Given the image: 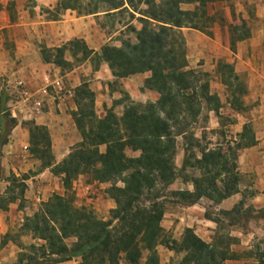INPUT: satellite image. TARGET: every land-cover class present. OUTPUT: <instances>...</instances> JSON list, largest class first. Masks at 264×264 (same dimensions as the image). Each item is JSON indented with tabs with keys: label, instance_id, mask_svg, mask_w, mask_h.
I'll return each mask as SVG.
<instances>
[{
	"label": "trees",
	"instance_id": "trees-1",
	"mask_svg": "<svg viewBox=\"0 0 264 264\" xmlns=\"http://www.w3.org/2000/svg\"><path fill=\"white\" fill-rule=\"evenodd\" d=\"M210 0H62L60 9L76 10L81 15H103L115 19L126 15L127 32L134 34V41L123 40L121 45L104 44L99 52L89 49L83 39H72L68 45L72 54L81 53V59L94 55L97 61L107 63L117 78L150 72V88L159 93L155 102H134L127 94L119 102L123 111L118 116L111 108L103 118L94 114V93L86 83L77 87L74 97L77 109L71 115L80 133L81 140L73 145L60 162L55 163L51 153V141L44 125H33L29 151L43 155V167H51L60 175L65 191L77 176L88 174L92 180L106 182L120 181L123 189L117 194L118 206L111 209V217L102 220L92 210L76 207L69 194H56L42 203L32 216L26 217L25 227L41 239L40 245L32 244V251L39 254L21 253L18 264H56L80 258L76 264H159L156 251L161 242L163 228L160 224L164 204L155 193L156 186L170 185L184 174L187 168L196 169L198 175H183L184 182H191L193 190H177V196L186 205L196 203L201 197L213 202L237 192V185L229 180L235 172V161L229 162L226 155L217 148H199V155H184L182 165L176 168V136H183L187 127L196 122L202 99L208 111L217 113L220 103L210 95L208 83L197 88V72L187 68L185 37L182 28L202 29L211 20L205 8ZM182 4H193L192 9H183ZM136 19L140 28L131 22ZM244 35L232 37L229 43L235 50V43L249 37V31L242 23ZM233 34L238 32L236 26ZM234 36V35H233ZM57 55L51 59L43 54L46 62L56 65L68 64L63 59L65 46L56 47ZM227 74L222 83L229 89L244 94L238 77L230 64H223ZM97 68V67H96ZM236 88V89H235ZM236 100V99H235ZM236 102V101H235ZM236 104V103H234ZM239 106V105H237ZM0 154L8 136L16 125L6 107V96L0 92ZM240 144L237 149L256 143L251 127L245 123L238 133ZM194 138L189 134V140ZM188 151L192 146L189 141ZM100 146H104L101 151ZM131 148L139 151L137 156H127ZM236 157V151H235ZM75 238L70 245L65 239ZM4 241L0 242V248ZM170 249L182 252L179 264H229L237 255L229 249L227 238L215 235L211 242L197 236L193 229L185 227L181 238L167 244ZM26 260V261H23ZM264 264V255L258 253L256 262Z\"/></svg>",
	"mask_w": 264,
	"mask_h": 264
},
{
	"label": "rangeland",
	"instance_id": "rangeland-1",
	"mask_svg": "<svg viewBox=\"0 0 264 264\" xmlns=\"http://www.w3.org/2000/svg\"><path fill=\"white\" fill-rule=\"evenodd\" d=\"M181 7L183 9L187 7L192 8V6L187 5H181ZM205 8L208 15L211 17V20L207 22L205 27L202 29L190 27L182 28V33L185 37V57L188 66H194L196 64L201 65L200 67L191 68L197 72L196 75L198 77V82L196 89L198 90V93H200V84L207 82L210 95H213L218 99L211 101L209 106H214L218 101L220 103V108L217 113L214 111H208L207 104L202 99L200 114L196 122L191 123V125L187 127L185 135L176 136V153L174 157L176 173L177 168H179L177 167L178 154L183 152L185 155L194 152L196 155H199V148L204 146L208 148H217L220 154L226 155V157L229 158V162L235 161V149L241 143L238 133L242 131L241 129V131L238 132L237 127L240 123H247L254 134V126L257 124L255 121L256 119L254 118L264 110L262 105L264 101H262V97L260 95H252L249 90L248 85L250 83L249 81H251L249 71L247 69L236 70L237 67L242 69V66H237V58L235 57L240 41L235 43L234 51L229 47L231 33L233 38L245 34V32L242 31V23H244L245 29L249 31V37H251V33L255 28L259 29V26L261 25L257 13H259V11L264 12V0H210L206 3ZM7 9L10 12V19L13 20L14 13L9 4H7ZM58 12V9L55 8L48 16L53 17L55 13ZM96 21L97 24L102 27L105 36L109 38L106 43L119 46L123 40H135L134 34L127 32L125 28V24L128 22V17L126 15L116 16L115 19L99 15L96 17ZM131 23L136 28H140L141 26L136 19H133ZM234 26L238 28V32H235V34L232 32ZM12 32V27L2 29L5 48L9 51V56H11L13 48V41L9 39V35H12ZM67 43L59 47L65 46L63 59L67 61L68 64L60 66L52 62H46L43 59V54L51 59L55 58L57 55V51L55 50L56 47H45L42 45L40 48L41 61L43 63L53 64L49 66L50 70L44 74L48 75L50 79L60 78L64 83V79L66 78L64 75L73 68L86 63L87 67L85 66L84 69H95L100 64L104 63L103 61H97L94 55L84 60L81 59L80 52H78L77 55H73V47ZM9 58L13 60L14 57ZM225 63L232 66L234 73L238 77V82H240L241 88L245 90L244 94L237 95L238 91L236 88V90L232 88L229 89L222 83V80L225 79L227 74V68L222 66ZM15 71L21 76L25 82L26 88L31 91V93H38V89L44 86L43 83L45 81L44 75L41 77V75H38L37 71H18L15 67H5V69L0 72V92H3L6 96V107L8 108L10 116L16 121V125L11 130L8 140L12 139L14 141L17 139V148L14 154L16 158H11L13 156L10 153V149L3 152L1 148L0 154V180L7 182L5 183L6 188L4 189L3 194L0 195V209L9 213L7 215L9 228L6 233H0V242L4 241L3 245L11 242V247L6 255L7 259L3 260L1 264H18V259L21 253H25L26 255L36 254V256L39 254V252H33L30 246L32 244L40 245L43 241L34 237L33 232L26 229L25 218L30 217L37 212L42 206V203L52 196L56 194H69L74 206L90 209L97 218L108 220L111 217V209L118 206L117 194L124 186L120 181L109 180L106 182H99L92 180L88 174H82L72 180L71 187L65 191L61 176L55 175L51 167L42 166L44 162L43 155L31 154L29 151L31 133L33 125L36 123L32 119L34 116H31L28 113L27 105L24 100L21 99L20 95L15 90V77H13V72ZM82 83L87 84V82H81V84ZM77 87L74 91L72 88H69L73 91V97L76 95ZM47 90L51 95H54V97L57 96L51 85L47 86ZM21 100L20 110L16 109L17 112L13 113L14 111H12V109L14 110L15 102H20ZM123 105L124 103L118 106L120 109L114 107L116 105H113L111 109L119 116L123 111ZM108 109L109 108L104 107L101 111V108H98L97 111L94 107L95 117L103 118ZM215 122H218V125L216 124L213 128L212 124ZM2 128L3 124L0 125V130ZM15 128L17 129L14 131ZM190 133L194 135L192 140H189ZM189 141H191L192 146L186 151L185 146L190 143ZM100 149L103 151L104 146H100ZM125 153L127 156H137L139 151H133L131 148H127ZM10 165H13L16 168V171L12 170ZM39 172L43 173L42 177L39 179L43 180L44 185L47 184L50 187L48 189V197L42 199L41 192L35 190V187H33L32 190L35 191V199L32 200L30 198H25L27 189L31 188L32 182L35 179L34 176L39 174ZM198 174V170L187 168L183 175L186 177ZM183 175L178 177V179H182ZM175 191H177V177L166 187H161V184H158L154 191L160 196L159 199L164 204V214L160 222V224L163 225H161L163 228V234L161 242L156 247L159 264H179V261L183 256L182 252H176L167 246L172 240L178 241L182 235L181 234L180 237L177 238L179 233V231L177 232V207L183 203L181 202L182 198L177 196ZM14 211H16L15 214ZM244 214L246 217L248 213ZM263 214L264 212L260 210L259 216L261 217ZM215 220L220 221L218 217H215ZM222 223H224V221H222ZM260 226H262L264 230V221L260 223ZM217 234L227 238L229 249L233 251L232 249L237 246L236 240L227 236L223 230ZM73 241H75V238L73 237L65 239V242L68 245ZM254 243H257V249L253 248L242 252H235L234 250L233 252L236 253L237 259L232 261L239 262L240 264H253V260L257 259L258 253L264 255V236L258 234ZM73 260L77 261V263L80 262V258L76 257L71 259L70 262L65 263V261H63L56 264H72ZM143 263L144 258L140 260L139 264Z\"/></svg>",
	"mask_w": 264,
	"mask_h": 264
},
{
	"label": "crops",
	"instance_id": "crops-1",
	"mask_svg": "<svg viewBox=\"0 0 264 264\" xmlns=\"http://www.w3.org/2000/svg\"><path fill=\"white\" fill-rule=\"evenodd\" d=\"M61 1L0 0V72L5 67H15L18 71H37L38 75L42 77L50 70L49 66L53 65L41 61L40 48L42 45L59 47L78 38L83 39L88 48L96 52L108 42L109 38L105 36L102 27L97 24L96 17L98 15H81L72 9H60ZM7 4L12 7L13 20L10 19ZM182 5L194 7L193 4ZM55 8L59 12L55 13L53 17H49L48 15ZM257 15L261 26L252 31L251 37L240 41L235 57L237 66H242V69L237 67L236 70L247 69L249 71L251 77L248 85L249 90L252 95H260L264 101V12L259 11ZM10 27L13 30L12 35H9V39L13 41L11 56L5 48L2 34L3 28ZM9 57L14 58L12 60ZM85 66L86 63H83L66 73L64 85L74 91L81 82H87L88 87L94 93V107L97 111L98 108H101L102 111L104 107L111 108L113 105L118 107L121 105L119 99L125 94L129 96L130 100L141 103L155 102L159 98V93L149 86V71L117 78L113 76L105 62L95 69H84ZM200 66V64H196L187 66V68ZM13 77L21 78L17 71L13 72ZM21 102L22 100L15 102L13 113L17 112L16 109L20 110ZM45 102L41 113L32 119L36 124L44 125L47 128L51 141V153L55 163H58L68 154L71 147L81 140L71 115V112L77 109V105L73 96L66 97L64 95L56 97L50 95ZM262 105L264 107V103ZM118 108L120 109V107ZM254 119L257 122L254 126L256 143L236 150L235 172L229 176V180L237 185V192L217 203L203 196L194 204H180L177 207V232L179 231L177 238L180 237L185 227H190L202 240L211 242L215 235L223 230L227 236L234 238L237 242L233 251L242 252L258 248L257 243H254L257 235L264 236V230L260 226V223L264 221V214L261 216L262 218L259 216L260 210L264 212V110ZM216 124L218 125V122L213 123L212 127L214 128ZM242 125L243 123H240L237 127L238 132L241 131ZM16 140L9 139L2 146L3 152L10 149L13 159L16 158L14 155L17 148ZM183 157V152L177 155V167L179 168L182 165ZM10 168L16 171L13 165H10ZM42 175L43 173L39 172L34 176L35 179L31 188L27 189L25 198L35 199L33 187L41 192L42 199L48 197L50 187L47 184L44 185L43 180L39 179ZM5 183L7 182L0 180V195L6 188ZM183 189L192 191L193 184L177 178V190ZM244 213H248L246 217ZM8 214L7 211L0 209V233L2 234L6 233L9 228ZM215 217H218L220 221L215 220ZM10 247L11 242H8L0 248V264L7 259L6 255ZM66 262H70V260ZM255 262L256 260H253V263ZM74 263L77 261L73 260L72 264ZM228 263L240 264L236 261H228Z\"/></svg>",
	"mask_w": 264,
	"mask_h": 264
},
{
	"label": "built area",
	"instance_id": "built-area-1",
	"mask_svg": "<svg viewBox=\"0 0 264 264\" xmlns=\"http://www.w3.org/2000/svg\"><path fill=\"white\" fill-rule=\"evenodd\" d=\"M44 80V86L38 89V93H31V91L26 88L23 79L16 78L14 81L15 90L20 95L21 99L24 100L27 105L28 113L31 116L41 113L46 98L50 97L51 94L48 92L47 86L51 85L56 95H64L66 97H72L73 95V91L66 88L60 78L50 79L48 75H44Z\"/></svg>",
	"mask_w": 264,
	"mask_h": 264
}]
</instances>
